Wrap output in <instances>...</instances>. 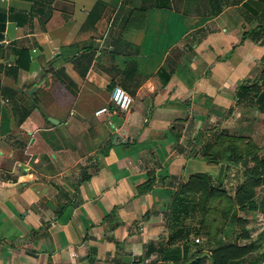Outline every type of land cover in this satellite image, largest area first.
I'll list each match as a JSON object with an SVG mask.
<instances>
[{
	"label": "crops",
	"instance_id": "obj_1",
	"mask_svg": "<svg viewBox=\"0 0 264 264\" xmlns=\"http://www.w3.org/2000/svg\"><path fill=\"white\" fill-rule=\"evenodd\" d=\"M0 10L22 21L0 43V264H164L175 193L193 166H215L205 146L263 115L264 0ZM22 49L31 65L17 74ZM117 85L128 112L112 105Z\"/></svg>",
	"mask_w": 264,
	"mask_h": 264
},
{
	"label": "trees",
	"instance_id": "obj_2",
	"mask_svg": "<svg viewBox=\"0 0 264 264\" xmlns=\"http://www.w3.org/2000/svg\"><path fill=\"white\" fill-rule=\"evenodd\" d=\"M17 20L22 23L20 17L15 13H7L0 10V43L4 41V32L6 25L10 21ZM31 65V56L28 49H22L19 53L17 67L14 72H19L26 69L29 71ZM253 96L256 97V103L259 110L264 112V86L253 87ZM262 89V91H261ZM244 139L236 136H231L228 132L218 134L213 142L205 146L203 155L207 161L215 166L228 164L232 162L235 168L243 164L245 159L249 158L250 163L246 168H241V174L247 177V183L241 187L236 201L242 209L257 208L254 201L256 188L259 180H264V159L259 157L260 148L253 142H247ZM228 169V168H227ZM227 169L225 175L227 173ZM218 175L213 178L212 174L198 173L189 178L185 183H182L175 193L170 205L169 219L171 222L170 237L161 249L162 262L164 264H205L203 255L207 247L213 246L212 238L207 239L205 246L194 242L193 237L202 234L201 229L196 228V224L188 222L191 220L200 205L205 204L213 195L221 193L215 189L220 183L217 181ZM216 181L217 186H212V182ZM192 188L191 190H189ZM201 192L200 205L192 203L189 199V192ZM199 206V207H198ZM193 221V220H192ZM231 227L234 229L235 222H231ZM250 247L242 248L236 242L220 241L215 244V248L210 250L211 257L209 264H243V260L250 253Z\"/></svg>",
	"mask_w": 264,
	"mask_h": 264
},
{
	"label": "rangeland",
	"instance_id": "obj_3",
	"mask_svg": "<svg viewBox=\"0 0 264 264\" xmlns=\"http://www.w3.org/2000/svg\"><path fill=\"white\" fill-rule=\"evenodd\" d=\"M254 104H256V107ZM253 105L255 108L258 107L255 102H253ZM261 113L263 115L260 118H255V121L250 122L256 126L254 132L232 133L231 136L240 137L244 141L248 140L247 142L255 143L260 148L259 157L264 159V112L261 111ZM217 135L214 134V138ZM249 163L250 159L247 165ZM204 164L206 163L201 161L200 164L193 167H195L197 173H209L203 170ZM209 166L213 167L210 164ZM246 167L240 164L238 168H235L232 162L226 163L224 174L219 182L220 186L215 187L221 193L213 195L205 204L200 205L201 192H189L188 196L191 198L189 200L194 204H199L200 207L198 206L199 209L188 222L196 224V228L201 229L202 234L200 236H202V241L200 245L205 246L207 239H213L211 241L213 246L207 247L203 255L205 264L210 262L209 259L212 254L210 250H212V247L215 248V244L223 240L236 242L242 248L250 247L251 251L243 260V264H264V180H259V184L255 189L254 201L258 206L257 208L242 209L236 201L241 187L248 181L240 170ZM226 169L227 173L225 175ZM219 171L220 167L214 166L210 174L212 173L213 178H215ZM212 183V186H217L215 179ZM231 222H235L234 229L230 225ZM197 237L199 235L193 237L194 242Z\"/></svg>",
	"mask_w": 264,
	"mask_h": 264
},
{
	"label": "built area",
	"instance_id": "obj_4",
	"mask_svg": "<svg viewBox=\"0 0 264 264\" xmlns=\"http://www.w3.org/2000/svg\"><path fill=\"white\" fill-rule=\"evenodd\" d=\"M112 105L116 110L120 112H128L133 105V98L132 96L126 92L121 86L117 85L114 88L113 94H112ZM107 108H104L102 110L97 111V115L101 113L107 112ZM202 238L197 237L195 239L196 243H201Z\"/></svg>",
	"mask_w": 264,
	"mask_h": 264
},
{
	"label": "water",
	"instance_id": "obj_5",
	"mask_svg": "<svg viewBox=\"0 0 264 264\" xmlns=\"http://www.w3.org/2000/svg\"><path fill=\"white\" fill-rule=\"evenodd\" d=\"M42 66H43V68H44L45 70H48V67H51V68L53 69V66L50 65V64L43 63ZM248 160H249V158L245 159V161L243 162L242 165H243L244 167L247 166ZM224 170H225V165L222 164L221 167H220V171H219V174H218V178H217V181H218V182H220V180H221V178H222V176H223V174H224Z\"/></svg>",
	"mask_w": 264,
	"mask_h": 264
}]
</instances>
